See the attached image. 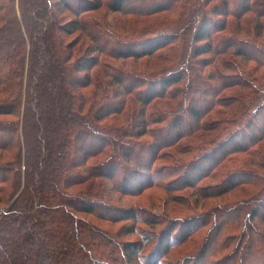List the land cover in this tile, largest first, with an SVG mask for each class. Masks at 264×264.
<instances>
[{
    "label": "trees",
    "instance_id": "trees-1",
    "mask_svg": "<svg viewBox=\"0 0 264 264\" xmlns=\"http://www.w3.org/2000/svg\"><path fill=\"white\" fill-rule=\"evenodd\" d=\"M132 1L97 0L81 11L68 7L79 15L106 3L111 11L126 15L128 30L115 24L109 33L108 25L101 24L104 34H92L98 46L87 49L97 55L81 60L63 46L64 30L51 12L61 8L58 2L51 6V0H19L20 16L16 0H0V264H137L144 243L122 242V235L96 222L131 221L129 233L138 232L139 222L152 226L155 221L141 217L134 206L115 207L99 198L106 192V180L120 171L112 190L121 197L161 188L154 166L162 157L157 144L164 139L148 126L165 117L152 113L143 129H129L126 125L138 129L140 123L127 117L124 95L148 84L142 102L149 106L177 97L179 91L169 88L189 80L185 72L162 74L157 87V82L127 69H144L151 76L147 68L184 64L187 55L215 68L224 64L223 54L237 60L240 73L253 78L257 89L245 81L234 85L239 86L237 97L218 103L224 109L215 112L219 121L214 124L202 125V112L189 107L196 121L189 135L191 151L199 152L180 176L187 179L186 187L220 170L224 180L214 187L215 194L192 193L196 208L188 209H200V215L176 216L162 231L146 234V242L154 246L140 264H264V0ZM68 25L69 32L85 30L79 18ZM125 32L139 34L129 37ZM222 32L228 36L220 39ZM148 34L152 37L141 45L134 43ZM206 54L213 57H201ZM116 85L127 91L113 89ZM245 99L243 107L248 105L239 117L236 107ZM248 110L253 114L245 123L225 126L226 121L244 120ZM181 122L177 119L178 128H183ZM184 131L176 136L178 141ZM147 136L154 141L143 162L146 143L141 140ZM221 197L223 204L206 202Z\"/></svg>",
    "mask_w": 264,
    "mask_h": 264
},
{
    "label": "rangeland",
    "instance_id": "rangeland-1",
    "mask_svg": "<svg viewBox=\"0 0 264 264\" xmlns=\"http://www.w3.org/2000/svg\"><path fill=\"white\" fill-rule=\"evenodd\" d=\"M8 2L9 0H5ZM62 1V4H61ZM97 0H51V6L55 5L56 2L59 3L61 8L55 12L54 9H52V14H55L54 17H56L57 25L60 29L64 30L63 34V46L66 48V51L68 50L70 53L73 52V57L77 56L80 57L81 60H88L91 58V56H96L97 53L91 54L87 49L89 47H97L98 44L96 40L93 38L92 34H96L98 32H101L104 34V31L102 30L101 24H107V30L110 33V30L114 27L115 24H119V26L123 25L126 30H128L127 25L125 24V13L123 12H113L110 9H108L106 6V3H103L104 6L96 11H90L87 13H82L79 15H75L69 8H73L76 10L81 11L82 9H89L91 8ZM106 1V0H104ZM220 3V0H216L215 4ZM70 4V5H69ZM141 2H138L136 0H133L131 5H140ZM15 9L17 10V13L20 15V6H19V0H16L15 2ZM153 3H148L147 7L152 8ZM128 6H126L127 8ZM21 16V15H20ZM189 16V15H188ZM188 16L185 18L188 20ZM81 19L84 21L85 24V30L83 31H70V25L72 20L74 19ZM128 19L130 17H127ZM188 22V21H187ZM99 25V26H98ZM237 25V24H236ZM132 32V31H130ZM130 32H125L126 35H128ZM139 34V33H137ZM137 34H129V37H132ZM153 34V33H152ZM161 34V33H160ZM145 35H142L138 37L137 39L133 40L134 43L137 45H141V41L145 38L152 37L150 34H148L147 37H144ZM217 36L222 39L223 37L228 36L227 33L222 32L218 34ZM230 36V41L234 40V36ZM127 40H130L128 38ZM113 44L116 43L115 40H112ZM218 43V41H216ZM222 43H218V46H221ZM68 47V49H67ZM161 53H163L161 51ZM205 59H211L213 57V54H206L204 56ZM224 64L222 66H207L204 67L201 60L198 58H192L187 55V62L183 64V61L181 63H174V66L169 65L168 62H164L159 67H153L147 68L145 71L152 73L151 76H145L143 74V71H140L136 68H128L127 70L134 73V74H140L142 77H144V80L151 79L155 82H157V87L159 83V79L162 78V74H180V72L187 73L188 80L184 82L183 84L172 86L169 88V90H172L173 92L179 91V94L175 98H171L170 96H167L164 99L156 100L155 102L151 103L149 106H145L142 102L145 97H147V92L149 85L148 84H141L139 88L136 89L135 93L130 96H126V107L125 112L127 117L132 121V123H140V125L137 128H134L131 125H126L130 129L141 130L143 129V122L146 120V118H150V115L157 114L156 116H162L165 117L161 122H151L148 128L150 131H153L157 136L159 135L160 139H164V142H161L157 145L158 148V155L162 156L161 159L157 160L154 170L160 171V178L158 179V185H160L161 188H153L152 190H146L141 196H120L118 193H115L113 191V187L115 183L119 182V178L122 177V174L119 169V176L116 178L108 179L106 180V192H104V197L99 198V201H106L108 204H112L115 207L123 206V207H131L134 206L137 210H139V215L141 217H144L146 219H152L155 221V223H152V226L147 225L143 222H139L136 227L138 228V232H127L128 228H130L133 225V222H119V223H103V222H96L100 223L102 227L109 228L110 233L119 234L122 235L120 238V241L122 242H141L144 243V249L142 252L136 257L138 260L137 264H140L141 259L144 257V255H149V251L154 246L150 241L146 242L144 236L148 233H154V235L167 226V223L171 220L177 219L176 216H188V215H200L201 210L197 209L195 211H191L188 209V206L196 208V205H194L195 196L192 195V193L199 194H206L211 193L215 194L217 191H215V188L217 184L222 183L224 180L223 173L224 170H220L218 173L213 172L208 177L197 181L194 187H186L185 182L187 179L184 178L183 172L187 171V165L189 162L193 160V156L199 152L198 151H191V141L193 140L192 136L190 135V131L193 128H196V121L188 114V109L190 106H196L203 114V120H201V124L205 125V123L214 124L216 121H219L218 119H215V112L222 111L224 108L220 107V105L228 102L233 101L236 96V90L239 89V86H235L238 82L245 81L248 85L252 86L254 89H257L256 83L253 81V78L245 77L240 73V66L239 63L235 58H231L230 56L224 55ZM103 59V57H101ZM101 59V60H102ZM150 61V58L148 59ZM247 67H253L254 63L247 64ZM162 70H155V68ZM171 67V69H170ZM170 69V70H169ZM172 71V72H170ZM209 74H212L214 76L213 78L209 77ZM242 78V80H241ZM26 83V82H25ZM228 85H232L231 87H228ZM227 86V88H225ZM113 89H117V91H127L122 86L116 85L113 87ZM264 89V87H263ZM168 90V91H169ZM263 91H261V94ZM25 97V90H24V96ZM158 102V105L156 104ZM246 102V99L242 101V104H237L236 109L238 108V114L239 117L242 114V110H245L247 105L243 107V103ZM155 103V104H154ZM220 105H219V104ZM157 105V106H156ZM24 104L22 102V113H23ZM240 109V110H239ZM143 113L145 115H142L138 117V113ZM176 113V114H175ZM262 111L260 113L263 114ZM170 114H173L170 116ZM253 112L251 110H248L245 114L244 120H235V121H226L228 123H225V126H228L229 129L235 127L237 123H245L246 119L250 116H252ZM13 117H7L4 118L6 121L13 120ZM160 119V118H156ZM177 119H179L181 124L177 127ZM1 121V120H0ZM1 123V122H0ZM218 123V122H217ZM9 126H12L9 122H7ZM180 130H186L184 131L185 134H183V137L177 140L176 136L180 133ZM187 137H184V136ZM166 140V141H165ZM177 140V142H176ZM142 142H145L146 145L143 148V157L142 161L146 162L148 155H149V143H152L154 140L150 138L149 136L143 138L141 140ZM158 143V142H157ZM196 143H199L197 141ZM167 145V146H166ZM206 145V144H203ZM208 147V145H206ZM210 147V146H209ZM241 156H239L240 158ZM247 159V158H244ZM122 161L119 160V163ZM125 163V162H124ZM123 164V163H122ZM238 167H246L250 170H254L252 166H242L238 165ZM244 169V168H243ZM227 171V170H226ZM264 176V170H261ZM123 173V172H122ZM127 173V171H126ZM261 173V172H260ZM123 180V179H122ZM120 180V181H122ZM189 180V179H188ZM121 186H123V182L120 183ZM212 187V188H208ZM164 188L171 189L168 193L164 191ZM120 196V197H119ZM229 201H235L233 200L231 196H227ZM119 198H121L119 200ZM119 200V201H117ZM210 202V204H217L219 202L222 203V197L221 198H208L206 202ZM152 204H151V203ZM12 204L11 202L7 205L9 206ZM223 204V203H222ZM210 207V206H207ZM162 211H165L167 214L164 215ZM114 213V212H113ZM204 213V212H203ZM206 215L203 216L205 218ZM199 217V216H198ZM93 219L92 217H90ZM158 218L163 221H159ZM221 220V219H220ZM122 227L124 229L122 230ZM204 230V229H203ZM207 229H205L203 232H205ZM152 239H155L152 237ZM148 252V253H147ZM148 257V256H145ZM135 263V262H134Z\"/></svg>",
    "mask_w": 264,
    "mask_h": 264
}]
</instances>
